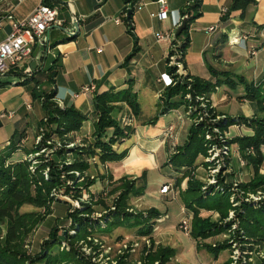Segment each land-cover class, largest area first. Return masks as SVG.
I'll return each mask as SVG.
<instances>
[{"label":"trees","instance_id":"16d2710c","mask_svg":"<svg viewBox=\"0 0 264 264\" xmlns=\"http://www.w3.org/2000/svg\"><path fill=\"white\" fill-rule=\"evenodd\" d=\"M42 2L46 4L45 0ZM199 4L200 0H190V2L187 1L183 9L179 10V15L184 20V27L172 40L179 51L176 59L181 63H183V56L188 45V25L200 15L198 12ZM249 4H254V0H230V3L225 7V12L220 15L219 21L225 22L229 19L230 14L235 11H238L239 17H242L245 7ZM127 11L131 23L132 8ZM123 21L125 22V18ZM72 36L73 33L66 32L65 37L54 42L53 46L56 43L70 40ZM133 40L135 41L134 38ZM49 46L51 45L47 41V47ZM171 51L173 50H169L168 54H172ZM132 55L127 56L124 62H127ZM164 61L166 63V58ZM165 66L166 73L174 77L178 76L174 72L175 66H167L166 64ZM206 68L209 72L208 79L188 76L190 77L189 82L185 81V78H180L176 80L174 85L165 87L163 92L158 95L160 101L158 114H163L180 106L185 107L188 104V99L184 98L186 92L191 98L202 94L208 96L217 87L235 88L237 83H241L243 93L238 98L255 102L258 114L246 118L239 115L227 116L218 120L216 125L220 128H226L241 121L248 127L249 135L234 137L231 142L235 143L240 151L246 152L244 157L246 163L252 167L255 173L253 179L243 188L248 187L255 190L261 187L264 191V178L256 175L263 162L261 147L264 145V84L247 82L242 76L231 75L228 71L218 70L210 64H207ZM36 71V68H31L29 71L21 70L14 74L17 77L16 83L22 85L31 81ZM45 73L51 83L50 88L40 91L38 94L31 92L33 97L39 98L41 107L44 109L43 117L35 126L37 131L41 128L40 133L37 134L39 140L32 147L25 148L22 146L27 134L25 129H14L8 137L7 144L0 150V224L4 228L3 235H1L0 230V264H91L88 258L85 260L78 253V249L73 245L74 239L86 234H103L111 228L122 225L134 227L133 231L137 237L151 236L155 220L161 215L160 212L153 208H148L143 212L126 211L128 197H135L141 193L145 171L134 178V181L142 180L138 186L123 178L122 180L126 181L121 184L123 191L114 201L112 209L103 211V213L98 214V217H91L94 211L90 205L82 202L79 203L78 208L69 209L66 217L69 219L68 228L74 231L73 235L66 232V235L63 236L61 231L58 233L56 226H54L49 230L47 238L40 242L39 250L33 255L25 253L22 247L23 240L33 227L49 213V204L53 201H59L54 194H50L51 189H61L63 193L77 196L82 189L81 187L85 188L88 183H91L85 179L79 180L82 173L95 166H91L89 159L93 160V163L103 166L121 161L127 155V148L121 147V145L124 140L131 136L133 129L128 120L119 123L111 116L113 105L119 102L124 103L133 117L139 116L140 108L135 92L131 88V78L126 80L127 86L122 89L110 88L95 93L92 96L94 113L91 118L90 138L81 137L76 142V136L88 116L72 105L54 102L53 76L56 72L53 62L45 69ZM187 86L189 87L188 90L186 89ZM156 118L157 116H154L148 119L146 123L151 124ZM203 132V126L200 124L195 125V127L190 126L183 143L177 147L175 153L169 156L163 166H169L182 175H187L189 172L187 168L192 166L198 155L204 154ZM56 143L59 145L56 146ZM68 143H72L73 146L65 147L64 145ZM46 149L52 150L48 156L43 154ZM39 150H42L41 154L33 155ZM18 151L23 154L15 158ZM29 154H31L30 157H28ZM68 155L71 159L66 161ZM56 157L59 158L58 161ZM30 167L33 170H30ZM70 171H76L80 176H75L69 173ZM44 172L46 173L45 176L43 175ZM218 182L220 183V180ZM220 190L219 193L202 197L196 193L198 188H193L189 184L187 190L181 193L184 207L187 211L190 209L193 212L194 219L190 235L193 240L198 237L207 238L228 227L229 222L227 224H215L197 217L199 208L216 210L221 215L224 214L229 204L227 196L221 193H229L228 186L224 185ZM240 203L241 212L236 211L238 219L235 220L236 227L243 231L245 239L264 241V216L249 204L242 201ZM24 204L37 208L44 207V215L32 212L20 213L18 209ZM225 225L227 226L223 227ZM57 236H61L63 240V243L62 240L59 241L58 247L61 250L52 252L49 250V246L56 240ZM220 248L222 247L210 246L207 249H211L213 255L216 256ZM170 253L172 251L166 247L158 248L150 256V260H158V264H166ZM119 264H123V262H119Z\"/></svg>","mask_w":264,"mask_h":264},{"label":"crops","instance_id":"0c3cea01","mask_svg":"<svg viewBox=\"0 0 264 264\" xmlns=\"http://www.w3.org/2000/svg\"><path fill=\"white\" fill-rule=\"evenodd\" d=\"M40 1L0 0V41L10 31V23L25 18ZM45 1L47 5L55 8L61 27H52L47 31V41L51 46L45 49L38 42L32 46L29 58L21 69L26 71L34 63L37 71L31 81L22 85L16 83L17 77L14 74L20 72L19 69L14 70L13 75L0 78V112H12L11 118H0V150L7 144L14 129H25V116L28 110H32L28 103L30 97H33L31 92L38 94L39 90L50 88L51 83L46 77L45 69L53 62L56 72L53 76L56 99H61L60 104L72 105L88 116L76 136V141L81 137L90 138L91 118L94 113L92 96L95 93L110 88L122 89L127 86L126 80L131 78V88L138 101L140 98L150 104L156 101L157 109L153 110L156 111L154 116L157 118L151 124L146 123L150 118L142 115L141 111L138 117H133L124 103L113 105L111 116L119 123L128 120L133 133L121 145L127 148V155L121 161L100 167L111 169L118 176L121 173L127 175L130 171L136 177L141 170L146 172L147 169L156 167V164H164L170 151L167 143L160 148L165 140L162 133L171 125L170 132L175 131L179 136L184 128L181 138L185 140L189 123L182 120L177 109L158 114V95L165 89L158 77L167 71L164 59L170 50L176 22L180 17L179 10L190 0H166L167 16L162 20L150 16V13L157 11L155 0ZM229 3L230 0H200V15L187 29L188 45L183 56L184 71L189 76L208 79L207 64L226 71L238 66L245 74V80L264 84V0H254V4L247 5L242 17L235 11L228 20L220 22V10ZM129 8H132L130 29L123 21ZM72 16L76 17V31L71 22ZM114 18H118L120 22H114ZM208 27H212V30L207 31ZM66 32L73 33L70 40L59 41L60 43L53 46L54 42L65 37ZM157 33L166 34L168 38L156 40L154 36ZM234 39H238V44L234 43ZM130 54L133 55L124 62ZM83 84H91L94 88L85 94L77 93ZM237 89L239 91L236 102L242 110L239 116L246 118L258 114L255 102L250 104L251 101L238 98L243 93L242 86ZM213 94L214 92L210 93L208 98L216 105L215 109L219 102L228 99L227 93H220L217 99ZM26 104L29 105L28 108ZM242 135L243 132L240 131L237 136ZM261 153L264 158V145ZM263 163L264 160L262 165Z\"/></svg>","mask_w":264,"mask_h":264},{"label":"rangeland","instance_id":"374dc122","mask_svg":"<svg viewBox=\"0 0 264 264\" xmlns=\"http://www.w3.org/2000/svg\"><path fill=\"white\" fill-rule=\"evenodd\" d=\"M234 43L238 44V42ZM171 49L173 50L171 51V55L179 54L173 40H171ZM167 55L165 56L166 61H168ZM47 62L48 59H46L45 63ZM180 64L183 68V73L181 76L176 77L171 75L173 78L172 85L180 78H185L187 82L190 81L189 75L184 71L183 63L180 62ZM228 72L231 75H238L243 78L245 76L238 66L230 68ZM235 80L238 81V79ZM246 81L249 82L247 79ZM239 86H242L241 83H237L235 88L220 86L213 91L215 99L218 98L220 93L228 94L227 101L219 102L217 109H215L216 105L212 104L208 96L204 94L194 96L193 98L187 92L184 94V98L188 99V104L185 107L180 106L176 109L181 113L182 120H187L189 127H195V125L199 124L203 126L204 132L202 136L205 140L204 154L196 157L192 166L187 168L189 172L185 176L171 169L169 166H163L161 163L156 164V167L147 169L144 174L141 193L135 197H128L126 201L128 208H126V211L143 212L148 208L158 210L161 215L155 220L151 236L137 237L133 231L135 228L125 225L111 228L103 234L99 233V235L86 234L73 241L74 247L78 249V253L85 260L88 258L91 264H119V262H123V264H158V260L152 261L150 260V256L158 248L166 247L172 251L166 264H264V241L258 242L249 240V238L245 239L243 231L240 228L238 230L235 221L238 220L236 211L241 212V201L259 210L261 215L264 216V191L261 187L255 190L248 187L243 188V186L253 179L255 173L252 167L246 163L244 158L246 152L243 153L235 143L231 142L240 131L243 132V135H249L250 130L241 121L233 123L226 128H220V126L216 125L218 120H222L227 116H238L242 111L238 108L239 106L236 102L239 91L237 87ZM188 88L187 86L186 89L188 90ZM40 91L45 90H39L38 92ZM53 100L57 103L62 102L61 99L58 100L56 97ZM137 102H139L142 115L148 118L154 117L156 114L154 112L156 111L153 108L157 109L156 101L150 104L149 101L140 98ZM28 103L32 106V110H28L25 116L26 124L24 127L27 134L22 145L25 148L32 147L39 140V135L37 134L40 133L41 128L37 131L35 125H37V122L44 115V109L41 107L39 98L30 97ZM218 110L222 112H218ZM2 124L7 128L5 123ZM5 127L3 128L5 129ZM184 131L183 128L179 136L175 134V131H165L162 133L165 136V140L162 141L160 148L162 149L167 143L168 150L170 151L166 161L172 153L176 152L177 147L183 143L184 140H182L181 135L184 134ZM55 145L58 146L59 144L56 143ZM64 146L72 147L73 144L68 143ZM51 151L50 149H46L43 151V154L48 156ZM41 152L42 150H39L33 155L41 154ZM22 154L18 151L15 158L19 155L22 156ZM66 157V161L71 159L69 155ZM238 158L244 160V166L238 164ZM56 160L58 161L59 158L56 157ZM89 161L91 162V166H95L90 167L86 172L82 173V177L79 180L85 179L91 183H88L85 188L81 187L82 189L78 195L76 194L77 196L63 193L61 189L50 190V194H54L55 198L59 201H53L49 204V213L24 238L22 247L27 255H33L39 250L40 242L47 238L49 230L54 226H56L58 233L61 231L63 236L66 235V232L73 235L74 231L68 228L69 219L66 216L69 209L78 208L80 202L91 206V209L94 211L91 217H98V214L103 213V211L112 209L114 201L118 199V196L123 191V187H121L122 182L130 181L137 186L142 183V180L134 181V174L130 171L127 175L121 173L118 176L117 174L114 175L111 169H104L99 164L93 163L94 161L91 159ZM30 170L33 169L30 167ZM142 172L143 170H141ZM69 173L80 176L76 171H70ZM45 174L44 172L43 175L45 176ZM256 175L264 178V163L258 168ZM123 178H126V181H123ZM219 180L220 183L218 182ZM162 182L171 184L175 198H169V196L166 198V196L161 197L159 195L158 188ZM189 184L193 188L197 187L198 191L196 193L202 197L219 193L223 190H220L221 187H224V185L228 186L229 193H221L227 196L229 204L223 215L216 210L204 208L197 210V217L200 219L203 218L215 224H227L229 222L226 229H222L207 238L202 239L198 237L193 240L190 235L194 218L193 212L190 209L187 211V214L190 216L188 223L189 233L186 235L177 228V221L181 216L180 207H184L181 193L187 190ZM259 206H262V208H259ZM18 211L20 213L32 212L40 215H44L45 212L44 207L37 208L29 204L20 206ZM0 230L1 235H3L4 228L1 224ZM61 240L62 237L57 236L56 240L49 246V250L52 252H57L58 249L61 250L58 247ZM210 246L222 248L214 256L212 250L207 249Z\"/></svg>","mask_w":264,"mask_h":264},{"label":"built area","instance_id":"2783aa9c","mask_svg":"<svg viewBox=\"0 0 264 264\" xmlns=\"http://www.w3.org/2000/svg\"><path fill=\"white\" fill-rule=\"evenodd\" d=\"M157 4V11L155 13H150V16L156 17L159 20L165 19L167 16L166 0H155ZM143 4V3H142ZM226 8L223 7L220 10V13L223 14ZM182 17H179L176 25L180 22ZM114 22L118 23L120 20L118 18L113 19ZM71 22L73 25L76 24V17L72 16ZM52 27H61V22L56 18L55 8L45 4L42 0L33 8V10L25 18L14 21L10 23V31L5 36L3 40L0 41V78H3L8 75H13L14 70L22 69L23 65L29 58L32 46L38 42L47 48V31ZM212 27H208L207 31H211ZM167 35L163 33L155 34L156 40L166 39ZM244 40L245 37L241 36ZM238 39H234L235 42ZM168 61L166 65L175 66V74L181 76L183 73V68L179 61L176 60V55H167ZM170 59V60H169ZM180 68V71L178 69ZM31 67H28L29 71ZM158 80L161 82L163 88L171 86L173 84V78L170 74L164 72L159 74ZM93 85L83 84L79 87L77 93L85 94L93 90ZM74 96H76V94ZM28 108L29 105L26 104ZM11 118V111H2L0 112V118ZM172 126H167V132L171 131ZM166 132V133H167ZM238 164L241 166L245 165L244 160L238 158ZM158 193L169 196L170 198H175V193L172 190L171 184L168 182L162 183L159 185ZM181 216L177 221V228L184 234L189 233V214L184 207H180Z\"/></svg>","mask_w":264,"mask_h":264},{"label":"water","instance_id":"95a60500","mask_svg":"<svg viewBox=\"0 0 264 264\" xmlns=\"http://www.w3.org/2000/svg\"><path fill=\"white\" fill-rule=\"evenodd\" d=\"M124 18H125V22H126V24L128 25V29H130V27H131V23H130V19H129L128 11L126 12ZM74 27H75L74 30L76 31V24L74 25ZM183 27H184V20L182 19V20L180 21V23L177 25L176 29H175L174 37H175L177 34H179V32L182 30ZM30 67H31V68H34V63H32V64L30 65ZM178 71H180V68L178 69Z\"/></svg>","mask_w":264,"mask_h":264}]
</instances>
